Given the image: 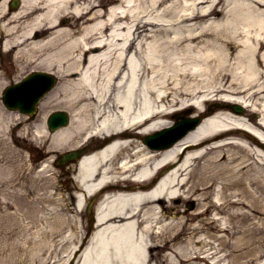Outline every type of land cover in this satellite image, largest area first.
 <instances>
[{"label": "bare ground", "instance_id": "6f19581e", "mask_svg": "<svg viewBox=\"0 0 264 264\" xmlns=\"http://www.w3.org/2000/svg\"><path fill=\"white\" fill-rule=\"evenodd\" d=\"M44 1L46 8L32 12L20 32L0 25L3 45L15 49L16 59L37 56L38 65L60 77L42 100L33 137L52 153L116 137L89 146L66 191L44 192L58 182L54 168L43 166V191L29 182L28 224H0L5 239L29 230V243L0 247V264H264L263 231L247 223L249 213L231 209L244 200L256 209L251 185L258 179L236 174L264 162V0H110L105 9L97 0ZM36 3L24 0L23 9ZM70 12L81 25L58 27ZM0 13L10 17L3 1ZM194 97L201 101L192 102ZM212 98L250 107L248 118L230 111L209 115L166 148L140 139L161 129L175 110L194 105L202 111ZM55 107L68 109L71 121L48 132L45 115ZM7 126L0 125L1 137ZM230 129L259 141L243 144L235 133L211 139ZM247 132L242 136L250 138ZM226 146L244 148L243 166L220 161ZM3 162L8 174L0 170V204L18 215L16 183L30 176L20 173L14 157ZM219 178L221 188L213 194ZM231 186L242 195L225 192ZM95 193L100 200L93 223L86 219V203ZM237 195L244 198L232 199ZM175 197L196 198L198 206L186 213L174 205ZM212 205L216 211L208 217ZM207 223L223 229L222 238H207Z\"/></svg>", "mask_w": 264, "mask_h": 264}, {"label": "rangeland", "instance_id": "374dc122", "mask_svg": "<svg viewBox=\"0 0 264 264\" xmlns=\"http://www.w3.org/2000/svg\"><path fill=\"white\" fill-rule=\"evenodd\" d=\"M96 3L100 4L99 7H102L105 9V8L109 7L110 0H97ZM67 17L71 18V15L69 14ZM73 20L74 19L72 16L70 22L72 23ZM70 22H66V25H68ZM73 22L78 23V24L81 23L79 21H73ZM16 30L18 32H20V28H18ZM37 61H39V58L37 59V56H34L33 58H31V56L29 54H24L23 56H21L18 59H14L13 57L10 59H6V60H4V62L2 64L4 70L2 71V74L0 75V81H7V83L4 86H2V88L0 89V108L3 109L1 112L3 121H2V118L0 115V125L5 122L8 124V126H7V130L5 131V135H2L3 137L0 136V170L2 169L3 175L8 174L6 167L2 168V165L5 163L3 161L4 160H6V161L10 160L14 157L16 159V162H19L21 164L20 173L24 176H30V178H28V179L27 178H21L16 183L15 188L19 191V194L17 196H15L14 199L16 198L17 202L22 204V208L17 209L18 215L12 214V212H15V210L13 208H7V207H4L2 204H0V224H5V223H9V222H17L21 225H22V223H24L23 225L28 224L30 219L26 216L27 215L26 201L28 199L27 198L28 197L27 190L29 189V182H31L33 180L35 182V184H37L39 186L38 192L43 191V185H45L47 182L38 177V176H42L41 173L43 172V170H42L43 166L49 165V166L54 168L55 174L53 175V178L57 179L56 181L58 182L57 184H55V186H48L44 189V192L47 194L49 192H54L53 190H56V189L65 190L66 187H68L69 183L75 181V177H74V174L76 171L75 163L70 162L69 165H67V164H66V166L63 165V167L61 165H59V163L57 164L56 159H55V155H57V154L56 153H53V154L47 153L46 147L43 145V143L41 144V143L37 142L36 139L33 137V135L36 132V128L33 125H36L37 122L40 121V115L38 114L39 111L34 118H30L26 115H23L19 111L9 110L6 106H4V104L2 102V90L5 86L19 80L25 73H27L28 71H30L32 69H42V68H38V67H47L45 65H38ZM191 101H193L194 103L200 102L201 98L200 97H194ZM215 101H216V99H211L210 104L212 107H216V106H213ZM57 108H59V107L48 109L46 114H48L50 111L57 109ZM215 109L216 108H213V112H211V111L210 112L213 114L214 113H216V114L222 113V109H220V110H215ZM249 109H247V110L249 111ZM39 110H40V108H39ZM246 117H248L247 114H244L245 119H247ZM166 119L169 122L163 126L172 125L176 120L174 114H172V113L170 114V116H167ZM234 135L236 136L237 141H239V139L241 141L243 140V142H242L243 144H246V143L256 144L257 143V140H255V139L243 137L242 132H237ZM241 141H239V142H241ZM97 142L99 143V141H97ZM192 147H194V146H192ZM14 148L16 149L17 152L14 151ZM225 148L227 150L223 151L222 155H220V161H222V163L225 162V164H227V163L237 164L234 167L243 166L240 164V160L242 157L245 158V156H242V153H244L243 152L244 148H237L236 149L234 147L231 148V146H226ZM31 149H34V150H31ZM67 149H69V147H67ZM67 149H65V150H67ZM235 151H238V154L241 156L240 158H238V162L236 160L235 155L233 154ZM232 157H235V160L233 162H228L229 160H231ZM255 157L257 159L261 160L256 155H255ZM251 160H253V159H249V161H251ZM4 166H5V164H4ZM46 173H48V172H43V174H46ZM236 175H238L240 177H244L245 181H246V179L248 181H250L251 178L258 179L257 181H255V180L252 181L253 183L251 185V187L253 188V190L255 191V194H256L253 197L256 200L255 205H253L252 207L256 208V209L251 210V211L249 210V206L251 207V202L248 200H244L243 203L233 204L231 206V209L236 210L238 208L239 211H242V212L246 211L247 213H249L250 216L252 217V220H247V223L249 225L255 226L254 228H256L257 231L258 230L263 231V234L261 233V235L264 236V177H263V175H264V162L258 161L253 166H251V165L244 166V168H241L238 171V174H236ZM217 182H218V184L216 185ZM220 182H221V179L220 178L217 179L216 183L212 187V193L213 194H215V192L218 193L219 189L221 188ZM222 183H223V179H222ZM223 187H222V190H223ZM225 190H226L225 192H227V193H232V192L236 191L237 193H240L242 195L240 189L237 187H234V186L226 188ZM57 195L58 194H56V196ZM235 197L244 198L243 196L237 195V196H232V199H234ZM3 199H5V197L0 195V202ZM215 199L216 198H214V200ZM173 202L176 205L181 204L182 205L181 207L186 210V213L190 212V211H194L198 206V199H196V198L175 197ZM55 206H56V203H54V202L51 203L50 206L48 204L49 209H51V207L54 208ZM215 208H216L215 205H212L211 210L215 209ZM256 210H257V212H255ZM213 211H212V215H211V213L208 212V213H206V216L212 217L216 210H213ZM252 213H254V215H251ZM223 214L224 213H222V212L220 213V215H222V217H223ZM179 215H181V213L176 212V216H179ZM88 217H89V215L87 214L86 215L87 220H88ZM52 218H54V217H52ZM234 221H235V219H234ZM252 221H254V223H251ZM39 227H45V224L43 222H40ZM35 228H33V230ZM204 232L206 234V237L209 239H213L214 237L222 238V234L225 233V231L223 229H220L219 227L214 226L212 223H207V225L204 228ZM232 235H237V234H232ZM258 235H260V234H258ZM30 237H31V233L29 230H28V232L25 231L23 234H19V235L15 234L10 239H5L0 235V247L1 248H6V247L10 248L13 245H16V247H17L18 245H22L24 243L28 244ZM262 251L264 252V248L262 249ZM222 252H224V250ZM239 252H240V249L234 250V253H239ZM263 257H264V255H263Z\"/></svg>", "mask_w": 264, "mask_h": 264}, {"label": "water", "instance_id": "95a60500", "mask_svg": "<svg viewBox=\"0 0 264 264\" xmlns=\"http://www.w3.org/2000/svg\"><path fill=\"white\" fill-rule=\"evenodd\" d=\"M24 90L23 88H16L15 90ZM62 117H60L59 119H57L56 120V122H55V118H53L52 119V121H51V124H52V127L54 126V125H57V124H59V123H62V122H65L64 120H60ZM195 121H197V120H195ZM190 126H186L185 128H184V131L183 132H185L188 128H189Z\"/></svg>", "mask_w": 264, "mask_h": 264}]
</instances>
